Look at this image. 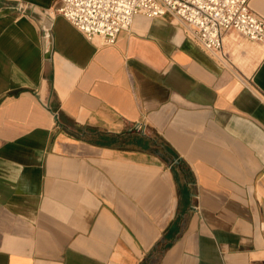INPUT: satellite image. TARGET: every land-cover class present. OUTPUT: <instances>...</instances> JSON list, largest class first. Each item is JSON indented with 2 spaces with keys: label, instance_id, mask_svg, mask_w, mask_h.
Wrapping results in <instances>:
<instances>
[{
  "label": "crops",
  "instance_id": "crops-1",
  "mask_svg": "<svg viewBox=\"0 0 264 264\" xmlns=\"http://www.w3.org/2000/svg\"><path fill=\"white\" fill-rule=\"evenodd\" d=\"M59 5L0 0V264H264V51Z\"/></svg>",
  "mask_w": 264,
  "mask_h": 264
},
{
  "label": "built area",
  "instance_id": "built-area-1",
  "mask_svg": "<svg viewBox=\"0 0 264 264\" xmlns=\"http://www.w3.org/2000/svg\"><path fill=\"white\" fill-rule=\"evenodd\" d=\"M50 13L61 15L87 40L106 46L130 30L138 14L170 15L190 40L220 60L226 59V36L233 42H264V17L251 10L250 0H60Z\"/></svg>",
  "mask_w": 264,
  "mask_h": 264
},
{
  "label": "rangeland",
  "instance_id": "rangeland-1",
  "mask_svg": "<svg viewBox=\"0 0 264 264\" xmlns=\"http://www.w3.org/2000/svg\"><path fill=\"white\" fill-rule=\"evenodd\" d=\"M263 48H264V45H259V44H256L254 43L250 49L248 50L249 52V58H250V61H253L252 64H255L258 59L261 57L262 53H263ZM238 50V49H236ZM235 50V52H236Z\"/></svg>",
  "mask_w": 264,
  "mask_h": 264
}]
</instances>
